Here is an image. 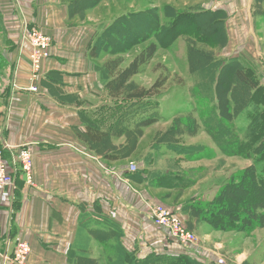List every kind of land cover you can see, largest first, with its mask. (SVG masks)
<instances>
[{"label": "crops", "instance_id": "0c3cea01", "mask_svg": "<svg viewBox=\"0 0 264 264\" xmlns=\"http://www.w3.org/2000/svg\"><path fill=\"white\" fill-rule=\"evenodd\" d=\"M214 1L213 8L225 9L228 14L233 13L230 7L235 1L238 15L250 17L252 0H240V4L238 0ZM97 6L83 9L74 6L72 0H0V29L6 32L9 44L5 58L13 66L9 90L0 107V145H7L12 152L20 145H29L34 170V184L26 186L22 182L18 187V207L14 208L16 196H10L9 205L0 208V264H12L7 258L17 240L30 244L26 264H70L68 255L83 251L101 263V245L80 226L86 214L95 218L96 205L100 214L121 224V242L127 250L139 256L150 252L188 253L210 264L203 252L208 243L181 249L164 238L146 211L149 202H162L163 195L167 202L173 190H178L153 185L154 176L171 174L170 166L150 168L148 161L143 167L134 163L141 155L147 127L133 153L118 160L105 159L77 136V131L84 130L81 114L94 119L104 130L123 108L119 103L111 104L112 98L99 79V60L89 55L94 38L107 26L101 27L99 20L91 17ZM24 24L37 26L53 38L51 56L42 63L41 76L35 82L37 92L28 90L27 46L19 47ZM234 28L244 29L237 21ZM50 72L59 76L48 89L43 80ZM112 143L119 146L124 137H112ZM146 155L143 159L148 158ZM175 162L178 164L173 160L171 165ZM130 163L144 169V179L129 176ZM195 188L190 185L182 189L178 202ZM205 233L207 241L216 236L213 231Z\"/></svg>", "mask_w": 264, "mask_h": 264}, {"label": "trees", "instance_id": "16d2710c", "mask_svg": "<svg viewBox=\"0 0 264 264\" xmlns=\"http://www.w3.org/2000/svg\"><path fill=\"white\" fill-rule=\"evenodd\" d=\"M98 1L72 0V4L86 9L93 7ZM253 3L254 7H257L256 5L264 3V0H253ZM256 13L264 16V10ZM138 15L136 13V16ZM131 17L130 14L118 16L104 27L94 38L89 55L100 58L104 54L107 56L120 53L124 50V46H129L126 42L130 41L131 37L140 38L141 32L135 31L134 26L130 24ZM224 19V11L218 8L178 13L167 28L165 37L169 32L175 35L187 33L193 34L198 41H216L218 45L223 46L226 41ZM136 29L141 30L138 27ZM155 29V33H157L162 30V27L160 28L159 23L156 22ZM157 47L155 42L148 43L124 66H122L124 60L118 56L121 54H114V58L107 59L97 65L99 79L112 99L134 100L142 103L144 100L150 101V98L158 94L166 76L157 77L149 87H132L131 82V78L142 72L152 59ZM188 47L189 62H193L192 55L194 54L203 60L202 63H211L210 68L214 69L217 66V62L212 61L213 56L209 52L196 49L192 43H189ZM227 71L230 72V77L225 74ZM51 74H55V77ZM56 75L59 76L57 72H50L45 76L43 83L48 89H51L54 82L57 83ZM213 82L217 103L214 109L212 107L210 110L209 121L205 117L199 119L203 129L224 155L246 158L251 160V163L232 174L211 200L188 199L184 202L185 205L183 208L181 207V210L188 215L190 225L192 220L204 221L213 230L247 233L264 225V86L259 84L252 73L247 72L245 64L239 59H231L221 64L216 70ZM232 90L233 96L229 98ZM223 94L225 95L223 96ZM122 104L123 108L108 128L101 129L94 119L81 114L84 130L76 132L77 136L89 148L102 154L108 160H118L130 156L136 148L142 128L159 119L157 113L154 112L158 104L154 107L151 102L144 106L135 104L133 108L129 102L128 104L122 102ZM238 119L246 120V123L241 121L237 125ZM177 120L176 118L173 125L159 139L165 141L167 148L170 149L174 146L177 147L175 148L177 152H186L188 155L189 150L185 149H194L196 146H177L173 144L176 143L174 136L183 130H188V124L191 127L190 131L195 132L199 123L195 122V119H189L190 121L186 120L188 122L183 125ZM180 127L182 131H180ZM112 137L116 139L124 137V143L119 146L114 145ZM3 155L5 158H9V153L6 150H3ZM143 173L144 169H136L129 176L135 180L144 179ZM152 181L156 182L154 185L178 190L193 184L192 180L178 174H166L159 178L154 176ZM16 182L17 179H15ZM17 207L16 204L15 208ZM99 210V205H96L93 212L95 218H89L86 214L85 218L82 217L80 226L101 245L105 264H204L200 257L188 253L150 252L139 256L135 251L127 250L121 242V224L115 219L100 214ZM84 252L68 255L70 264H101L98 259L92 258ZM210 264L214 263L211 261Z\"/></svg>", "mask_w": 264, "mask_h": 264}, {"label": "rangeland", "instance_id": "374dc122", "mask_svg": "<svg viewBox=\"0 0 264 264\" xmlns=\"http://www.w3.org/2000/svg\"><path fill=\"white\" fill-rule=\"evenodd\" d=\"M213 1L214 0H99L96 4L98 5L96 7L97 9L95 8L92 12L93 16L91 17L99 20L101 27L106 23L107 25L110 24L118 16L130 14L132 15L129 20L130 24L134 26L135 31L141 32V36L140 38L131 37L129 39L130 41L126 42L129 46H124L122 52L107 56L104 54L103 57L98 58V62L100 65L105 60L114 58V54H121L118 56L122 57L124 60L122 64V66H124L148 43L155 42L158 45L156 53L144 67L143 71L131 78L132 87H149L157 77L166 76V80L159 89L158 94L150 98V101L144 100L142 103L141 101L134 100L121 101L112 99L111 104L115 105V103H119L123 106L122 102H125V104L129 102L132 108L135 104L144 106L148 102H151L153 107L158 104V106L153 109L154 112L157 113L159 119L147 126L145 136L143 137L142 151H140L141 155L134 159V163L143 167L146 166L144 163L148 161V163L150 162V168L170 166L169 170L172 171L171 174H178L192 180V186H196V188L194 192L190 191L187 193V196L184 195L183 199L179 202L178 196H180V194L182 195V192H180L182 190H173V196H170L169 193L164 191V194H167L168 197H172V199L165 202L164 200L166 197L163 195L164 197H160L162 202H149L147 207H145L150 219L152 220L150 209L151 206L155 204H161L168 208H177L187 228L196 236L198 243L193 249H196L198 246H203L204 241L206 244L208 243V246H205L206 249H204L205 251L203 252H205V256L214 264H217L219 257L224 259V264H264V225L258 226L247 233L232 230H213L210 225L204 221L198 222L192 220L190 225L188 215L181 210V207L183 208L185 205L184 202L188 199L201 201L211 200L220 187L230 179L232 174H235L238 170L247 167L251 163V160H247L246 158L224 155L216 145L212 143V139L204 131L201 120H199L201 117L203 119L205 117V119L209 121L210 118L208 117L211 112L210 110L212 107V109H214L216 106L217 100L213 79L215 78L217 68L228 60L239 59L245 64L247 72L249 74L252 73L259 84L264 86V16L256 13L264 10V3L254 7L252 0L250 17L247 15H238L240 10L236 6L237 3L235 1L230 7L233 8V13L231 14H228L225 9L218 8L222 9L225 13L224 29L226 41L223 46L218 45L216 41H198L193 34L187 33L176 34V36L172 32H169L165 37L167 28L173 22V18L177 17L178 13L212 9L215 2ZM238 3L240 4V0H238ZM96 5H94V7ZM136 13L139 15L136 16ZM234 16L236 20L233 18ZM235 21L242 24L244 28L242 31L235 30ZM156 22L159 23L160 28L162 27V30L160 32L157 31V33H155ZM188 26H190V24H188ZM251 26L253 30H251ZM137 27L141 30L136 29ZM189 43H192L196 49H203L205 52H209L210 55L212 54V61L215 60L217 66H215L214 69L210 68L212 65L211 63H202L203 60H200L194 54L192 55V61L194 63L189 62ZM8 49L9 44L6 32L1 31L0 107L4 104V98L7 96L9 90L8 83L13 67L12 63L8 62L5 58ZM225 74L229 75V77L231 76L228 71ZM232 93L233 90L230 91L229 98L233 96ZM224 95L225 94H223V96ZM2 114L3 111L2 108H0V120ZM176 118L178 119L177 121L183 123V125L191 119H195V122L199 123L195 132L190 131L191 127L188 124V130H183V132L180 127V131L182 132L174 136L176 143L173 144L177 146H196L194 149H185L189 150L188 155H186V152H177L175 149L177 147L172 146L170 149L167 148L165 141L159 139L160 136L173 125V121ZM241 121H243L244 124L246 123V120L238 119L236 124L239 125ZM145 154H147L146 156L148 158L143 159ZM173 160H177L178 164L175 162V165H171ZM175 166H178L177 169L174 168ZM15 168H17L15 195L8 188L3 193H0V208H5L9 205L7 202L8 197L14 196L15 198L16 196L14 201L15 208L16 202L18 201L16 192L18 187L21 186L20 183L23 182L27 186L19 163L15 165ZM32 172L34 177L33 165ZM206 231L216 232V236L212 237L210 241H207L205 237ZM218 243H221V246H218ZM98 258L101 264H105L101 249L98 250Z\"/></svg>", "mask_w": 264, "mask_h": 264}, {"label": "built area", "instance_id": "2783aa9c", "mask_svg": "<svg viewBox=\"0 0 264 264\" xmlns=\"http://www.w3.org/2000/svg\"><path fill=\"white\" fill-rule=\"evenodd\" d=\"M24 46L28 48L27 61L30 71L29 80L31 82L28 90L37 92L39 88L35 85V82L41 76L42 63L51 56L53 38L37 26L24 24L19 47ZM5 149L9 153L8 159L3 156V150ZM17 163H19V167L23 172L26 184L28 186L34 184L31 147L25 144L20 145L12 152L7 145H4L0 148V193H3L7 188L11 191L15 188L17 171L15 165ZM129 170L134 172L136 165L130 163ZM150 212L152 222L163 232L165 239L183 250H191L197 245L196 236L185 225L179 209L155 204L151 206ZM30 251L31 247L28 241L17 240L7 260L12 264H26ZM217 264H224V259L219 257Z\"/></svg>", "mask_w": 264, "mask_h": 264}]
</instances>
